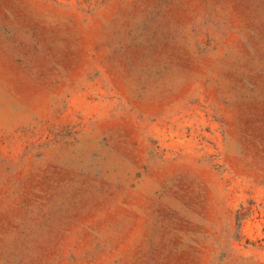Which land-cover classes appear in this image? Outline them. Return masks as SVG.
<instances>
[{
  "label": "rangeland",
  "instance_id": "374dc122",
  "mask_svg": "<svg viewBox=\"0 0 264 264\" xmlns=\"http://www.w3.org/2000/svg\"><path fill=\"white\" fill-rule=\"evenodd\" d=\"M0 264H264V0H0Z\"/></svg>",
  "mask_w": 264,
  "mask_h": 264
}]
</instances>
